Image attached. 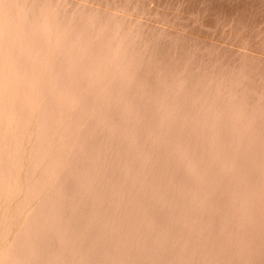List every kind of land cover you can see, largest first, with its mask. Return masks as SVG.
<instances>
[{"label":"clouds","instance_id":"clouds-1","mask_svg":"<svg viewBox=\"0 0 264 264\" xmlns=\"http://www.w3.org/2000/svg\"><path fill=\"white\" fill-rule=\"evenodd\" d=\"M0 264H264V0H0Z\"/></svg>","mask_w":264,"mask_h":264}]
</instances>
